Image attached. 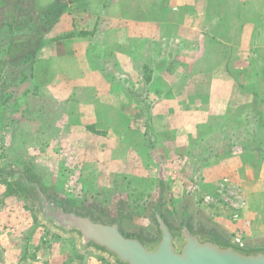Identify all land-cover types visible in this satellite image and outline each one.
Wrapping results in <instances>:
<instances>
[{"label": "crops", "instance_id": "1", "mask_svg": "<svg viewBox=\"0 0 264 264\" xmlns=\"http://www.w3.org/2000/svg\"><path fill=\"white\" fill-rule=\"evenodd\" d=\"M261 1L77 0L44 36L27 67L28 75L42 69L41 83L33 78L29 87L62 103L63 135L97 140L99 162H105L103 142L121 143L124 113L131 130L150 125L152 134L158 128L178 141L191 139L188 157L214 162L208 181L220 188L208 198L214 209H227L215 213L218 222L239 240L257 238L261 226L253 221L264 217L263 206L253 209L263 197L254 170L260 159L242 143L264 138ZM42 93L45 112L50 100ZM225 135L231 138L226 151L217 140ZM59 257L62 264L77 262L71 253Z\"/></svg>", "mask_w": 264, "mask_h": 264}, {"label": "rangeland", "instance_id": "2", "mask_svg": "<svg viewBox=\"0 0 264 264\" xmlns=\"http://www.w3.org/2000/svg\"><path fill=\"white\" fill-rule=\"evenodd\" d=\"M20 67L0 65V167L34 176L38 189L56 195L69 209L83 212L89 209L95 217L101 214L110 220H116L121 212L122 227L131 231L139 230L136 223L145 218L147 206L157 198L162 184L166 214L173 222L178 221L179 208L188 201L189 210L195 215L193 226L205 220L209 226L224 230L215 213L227 209L221 204L214 209L208 198L215 197L220 188L217 180L213 184L208 181L211 175L208 166L214 162L189 158L191 139L178 141L172 131L162 132L158 128L152 134L150 125L131 130L124 113L120 118L123 142L118 143L114 138L103 142L106 156L99 160L105 162H99L95 158L97 140L81 133L63 135L62 117H59L62 103L50 100L49 93H42L39 86L35 90L29 87L33 78L41 83L42 69L28 75V65L22 68L23 72ZM40 93L50 100L45 112L44 100L37 98ZM242 144L247 152L255 153L260 159L254 170L259 172L257 187L263 197H259L253 209H262L264 149L260 145H264V138L259 145L247 143L250 148ZM203 168L206 170L201 173ZM213 173L211 179H216L219 173ZM6 189L5 183H0V264H62L59 256L67 253L77 258L76 264H108L93 254H78L73 239H63L43 226L35 207L40 205L38 194V199L32 200L21 192L20 196L5 194ZM246 209L252 210L249 206ZM132 216L138 218L136 223L129 221ZM235 217L232 214V220L237 222ZM253 224L261 226L262 235L250 240L238 239L240 242L264 240V217L255 219Z\"/></svg>", "mask_w": 264, "mask_h": 264}, {"label": "water", "instance_id": "3", "mask_svg": "<svg viewBox=\"0 0 264 264\" xmlns=\"http://www.w3.org/2000/svg\"><path fill=\"white\" fill-rule=\"evenodd\" d=\"M37 193L38 221L51 233L73 239L82 256L93 254L108 264H264V240L240 242L205 220L193 226L188 201L178 221L170 219L162 201L137 221L140 231H131L120 221L95 217L92 210L69 209L56 195L48 199L39 189Z\"/></svg>", "mask_w": 264, "mask_h": 264}, {"label": "trees", "instance_id": "4", "mask_svg": "<svg viewBox=\"0 0 264 264\" xmlns=\"http://www.w3.org/2000/svg\"><path fill=\"white\" fill-rule=\"evenodd\" d=\"M75 1L77 0H54L50 4L42 5L39 0H0V52L2 53L0 65L8 63L16 67L31 66L35 62L37 51L44 44V36L65 12L68 5ZM145 79L149 81L148 76ZM217 140L223 145V150L230 148V137L225 135L222 140L219 138ZM246 147L250 148V144ZM29 179L33 186L38 185L34 176H30ZM5 184H7L5 194L20 196V190H17L13 184L7 181ZM39 190L48 199L50 198V194ZM37 196L35 199H38ZM162 197L164 199L165 194L159 199L162 200Z\"/></svg>", "mask_w": 264, "mask_h": 264}, {"label": "flooded vegetation", "instance_id": "5", "mask_svg": "<svg viewBox=\"0 0 264 264\" xmlns=\"http://www.w3.org/2000/svg\"><path fill=\"white\" fill-rule=\"evenodd\" d=\"M5 181L13 184V186L17 189L20 190L21 194L24 195L25 197L35 200L36 196H37V187L33 186V183L30 181L29 177L22 172L21 170H17V169H5L0 167V183H5ZM7 187V184H5ZM163 185L160 184L159 185V192L157 193V197H161V195L165 194V190H163ZM32 191H34V193H31ZM166 197V196H165ZM165 197L162 200L159 199V202H155V200L152 203H149V205L147 206V211L145 213V218L150 216V213L153 209L154 205H159L162 201L165 200ZM164 203V202H163ZM165 205V204H164ZM184 210V205L179 208V212L177 213V219L181 213V211ZM89 211V209H86L85 213ZM94 212V211H93ZM100 214V213H99ZM118 218L116 220H110L109 217H103L101 214L97 216V218L100 219H104L107 222H117L120 221L121 225H122V221L124 218V214H122L121 212L118 213ZM136 220H138L137 217L132 216L131 220H129L132 223H136ZM194 219L191 218V224L192 221ZM197 225H200V222L196 223Z\"/></svg>", "mask_w": 264, "mask_h": 264}, {"label": "built area", "instance_id": "6", "mask_svg": "<svg viewBox=\"0 0 264 264\" xmlns=\"http://www.w3.org/2000/svg\"><path fill=\"white\" fill-rule=\"evenodd\" d=\"M209 201L211 202V200H210V199H209ZM210 202H209V203H210Z\"/></svg>", "mask_w": 264, "mask_h": 264}]
</instances>
